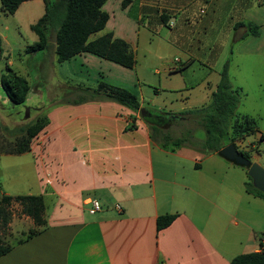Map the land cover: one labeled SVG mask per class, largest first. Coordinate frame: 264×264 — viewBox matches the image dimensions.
<instances>
[{"label": "crops", "instance_id": "1", "mask_svg": "<svg viewBox=\"0 0 264 264\" xmlns=\"http://www.w3.org/2000/svg\"><path fill=\"white\" fill-rule=\"evenodd\" d=\"M101 10L104 28L88 40L111 34L125 41L135 64L87 52L59 63L50 49L61 91L47 97L59 100L35 108L42 115L33 123H47L28 152L0 154V197H42L45 226L27 237L17 228L32 229L33 221L11 219V249L0 264H230L259 251L264 200L246 190L245 170L216 153L155 141L139 111L77 88L136 90L140 109L179 116L209 103L228 61L231 86L240 89L236 112L256 123L236 148L264 168V0H106ZM44 11L43 0H29L11 16L30 30ZM161 74L169 97L145 103L140 85ZM90 199L101 204L94 214ZM162 215L175 217L158 229Z\"/></svg>", "mask_w": 264, "mask_h": 264}, {"label": "trees", "instance_id": "2", "mask_svg": "<svg viewBox=\"0 0 264 264\" xmlns=\"http://www.w3.org/2000/svg\"><path fill=\"white\" fill-rule=\"evenodd\" d=\"M29 0H0V11L4 15H12L19 5ZM106 0H43L45 11L30 30L37 36V41L28 50L46 51L50 49V36L54 33V53L57 62L61 63L71 57L87 52L109 60L126 68H132L135 58L127 43L121 39L105 34L89 41L91 34L101 31L107 21V14L101 10ZM126 0H124L125 2ZM124 4V3H123ZM2 90L8 101L15 105H23L30 90L28 81L17 75L9 67L0 77ZM87 98H104L114 101L132 111H139L140 105L130 92L100 83L96 89L77 88ZM240 102V89L231 86L228 75V61L223 64L215 91L211 94L207 105L193 109L176 116L170 113L152 111L153 116L143 117L151 139L162 144L188 145L200 150L216 153L228 144H233L236 138L252 134L256 129L255 120L248 116H240L236 110ZM155 115V116H154ZM183 118V120L181 119ZM182 122L193 121L203 131V140H198L193 131L184 128L179 135L171 136L167 129L172 120ZM153 122H155L153 124ZM47 120L38 119L33 124L13 132V140L7 142L0 136V154L19 155L28 152L30 140L44 128ZM158 124V125H156ZM4 130L8 131L6 128ZM155 131V133H154ZM263 140V138H261ZM245 157L248 156L242 153ZM219 155V154H218ZM246 171L245 168H242ZM245 183L248 192L264 200V193L256 190L249 177ZM16 202L20 213L29 217L34 228L29 230L27 237L39 233L45 226L43 199L36 195L1 196L0 197V257L8 253L11 245L3 240L1 233L7 230L11 220L9 206ZM175 215H162L157 219V228L167 227ZM264 241V227L261 233ZM261 241V242H262ZM260 242V250L240 254L231 259L230 264H264V242Z\"/></svg>", "mask_w": 264, "mask_h": 264}, {"label": "rangeland", "instance_id": "3", "mask_svg": "<svg viewBox=\"0 0 264 264\" xmlns=\"http://www.w3.org/2000/svg\"><path fill=\"white\" fill-rule=\"evenodd\" d=\"M5 27L7 28L6 32L4 29ZM3 36L6 37V40L4 43H0V76L5 72L6 66H8L10 69L18 71L21 76L27 77L26 79L32 89L35 87L37 88L36 91L30 94V98L25 104L15 105L8 101L0 84V136H3L7 142H11L14 139L12 136V134L14 135L13 132L17 131L19 128L25 127L29 123H33V118L36 114L42 115V113L38 114L35 110L36 107L43 106L45 108H49L54 105V102L52 101L59 100L58 97L54 99L52 97L55 93L58 94L61 91V88L59 87V75L52 69V67L54 68L55 66L54 59H52L55 55H53V52L50 50L51 48H54L53 32L50 36V42H53L50 49L46 51L33 50L31 52H27L25 51L26 47L24 45H26V43H32L31 40L35 38V35L26 27L25 19L20 20V23L17 24L11 15H4L0 11V38ZM139 65L140 62H138V66ZM161 76L162 74L152 77V84L142 82L140 85L143 90V99L145 103H149L153 98H156L157 101L167 100L165 93L169 97L168 92L163 91V89L166 90V88H164V84H162V82L158 83V79H162ZM38 91H41V93L39 94ZM47 91L53 93L51 98L47 97ZM127 91L132 94L134 92L132 89ZM155 91L157 92L155 93ZM134 93L138 97L136 90ZM153 110L162 112L156 109H152L151 111ZM154 123L155 122H153V124ZM168 127V134L173 137L179 135L180 131L184 128L191 129L194 136L198 140L202 141L204 137L203 131L200 127L191 120L182 122L179 119H175L172 120ZM4 128L8 131L4 130ZM259 152L261 155L260 158L263 160L264 164V142L259 145ZM249 157L251 156L249 155ZM27 158H30L29 155ZM1 160L2 159H0V179H3L5 176L6 164ZM7 172L10 174L13 171L12 169H8ZM46 201L48 204V199ZM9 211L11 219H20L22 217L20 207L16 202H12L10 204ZM17 230H21L22 232L28 234L30 229L28 230L25 225H20V228H17ZM9 233L10 232L8 230L1 233L5 242L13 238V235L11 236Z\"/></svg>", "mask_w": 264, "mask_h": 264}, {"label": "water", "instance_id": "4", "mask_svg": "<svg viewBox=\"0 0 264 264\" xmlns=\"http://www.w3.org/2000/svg\"><path fill=\"white\" fill-rule=\"evenodd\" d=\"M142 117H151L153 114L144 108L139 110ZM219 156L232 162L240 168L246 169V175L250 178L252 186L261 193H264V168L255 162H250L247 157L241 154L234 144H228L218 152Z\"/></svg>", "mask_w": 264, "mask_h": 264}, {"label": "built area", "instance_id": "5", "mask_svg": "<svg viewBox=\"0 0 264 264\" xmlns=\"http://www.w3.org/2000/svg\"><path fill=\"white\" fill-rule=\"evenodd\" d=\"M234 146L235 147H237L236 146V141H234ZM237 149V148H236ZM238 150V149H237ZM239 152H240V150H238ZM241 153V152H240ZM243 153V152H242ZM88 204H89V209H88V212L90 213V214H94V213H96V212H98L100 209H101V204H100V202L98 201V200H96V199H90L89 200V202H88Z\"/></svg>", "mask_w": 264, "mask_h": 264}]
</instances>
